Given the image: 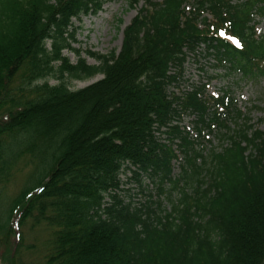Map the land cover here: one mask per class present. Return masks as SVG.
Instances as JSON below:
<instances>
[{
    "label": "trees",
    "instance_id": "1",
    "mask_svg": "<svg viewBox=\"0 0 264 264\" xmlns=\"http://www.w3.org/2000/svg\"><path fill=\"white\" fill-rule=\"evenodd\" d=\"M104 1L0 0V187L29 167L0 206V233L19 217L49 229L33 259L21 235L8 264H264V131L239 121L227 91L179 88L188 54L264 74V0H126L143 5L119 52L70 62L72 20ZM96 74L78 89L66 80ZM185 112L198 130L221 126L219 147L198 149L174 123ZM175 142L181 185L171 179Z\"/></svg>",
    "mask_w": 264,
    "mask_h": 264
},
{
    "label": "rangeland",
    "instance_id": "2",
    "mask_svg": "<svg viewBox=\"0 0 264 264\" xmlns=\"http://www.w3.org/2000/svg\"><path fill=\"white\" fill-rule=\"evenodd\" d=\"M143 5V1H139L129 6L126 0H105L101 9L82 15L78 19H73L74 39L70 42V48L64 49L63 54L68 57L70 62L75 63L78 58L83 57L89 64H99L98 59L90 55L89 52H97L107 54L111 51L118 53L122 44L123 29L127 26L134 16L138 13ZM118 19H121L119 22ZM257 34H264V16L256 17ZM49 47V42L46 44ZM203 53V46L200 47ZM58 64V62H55ZM217 63L212 56L203 54H188L184 64V79L194 81L195 83H205L206 94L216 95L227 91L234 99L233 104L239 109L254 127L264 131V74L252 76H244L241 71H226V69ZM216 72V73H213ZM209 75H216L209 79ZM102 74H96L86 79L66 78L70 88H82L97 79ZM48 82L53 84L57 79L48 78ZM170 89H173L170 87ZM242 118L240 121H245ZM235 120L231 119L229 125L236 127ZM194 135V134H193ZM220 137L217 132H213L214 147H219ZM19 170L15 171L9 181L1 184L0 187V206L7 204L11 196H13L22 186L26 175H28L29 167L24 166L21 162ZM162 199V198H161ZM169 206V205H167ZM19 217L18 212L16 213ZM13 233L8 237L0 233V264H8V256L11 255L17 247L18 238L23 236V244L34 243L35 247L22 250L25 259H33L39 255L41 242L47 237L49 229L44 224L39 226H31V221L26 220L19 223L12 221ZM21 249V248H19Z\"/></svg>",
    "mask_w": 264,
    "mask_h": 264
}]
</instances>
